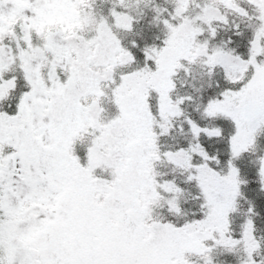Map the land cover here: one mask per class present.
<instances>
[{
  "label": "snow or ice",
  "instance_id": "obj_1",
  "mask_svg": "<svg viewBox=\"0 0 264 264\" xmlns=\"http://www.w3.org/2000/svg\"><path fill=\"white\" fill-rule=\"evenodd\" d=\"M0 264H264V0H0Z\"/></svg>",
  "mask_w": 264,
  "mask_h": 264
}]
</instances>
